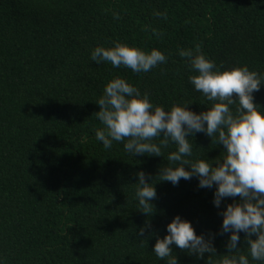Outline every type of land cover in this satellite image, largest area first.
Instances as JSON below:
<instances>
[{"label": "trees", "instance_id": "1", "mask_svg": "<svg viewBox=\"0 0 264 264\" xmlns=\"http://www.w3.org/2000/svg\"><path fill=\"white\" fill-rule=\"evenodd\" d=\"M116 42L155 47L166 62L133 73L91 61L95 46ZM197 48L221 70L246 65L264 75V0H0L2 264H166L152 247L174 215L197 234L218 232L214 189L200 188L195 176L175 186L158 180L175 145L162 157L133 156L124 142L105 149L95 138L102 127L95 102L116 76L165 110L183 103L205 110L212 102L189 83L194 73L179 55ZM253 97L264 108V86ZM193 143L189 159L223 154L203 133ZM140 170L157 180L148 216L135 198ZM146 222L151 228L141 237ZM226 239L216 235L213 259L224 254ZM173 252L179 264H207V254Z\"/></svg>", "mask_w": 264, "mask_h": 264}, {"label": "clouds", "instance_id": "2", "mask_svg": "<svg viewBox=\"0 0 264 264\" xmlns=\"http://www.w3.org/2000/svg\"><path fill=\"white\" fill-rule=\"evenodd\" d=\"M156 15L166 18L165 13ZM113 17L119 19L115 12ZM179 55L187 58L194 73L189 75V83L212 102L205 110L192 111L187 107L190 103L173 104L165 110L154 105L147 93L116 76L106 83L103 95L95 102L99 106L96 118L102 125L95 130V138L105 149L113 142H124V151L133 156L162 157L163 149L175 145L167 154V165L156 174L158 180L175 186L181 179L195 176L200 188L214 189L212 204L222 217L218 232L197 234L189 220L174 215L163 237L157 235L153 244L157 259L179 264L175 246L197 259L207 254V264H264V108L254 103L253 97L264 86V75L246 65L221 70L199 48L195 52L181 49ZM90 58L95 63L108 62L113 68H129L133 73H147L166 62L164 53L155 47L142 49L119 42L109 47L95 46ZM197 133L222 145L223 154L215 160L189 159ZM135 176L138 209L148 216L154 209L157 180L146 179L142 170ZM227 198L232 202L221 209ZM146 227L151 228L147 222L140 227L141 237ZM239 233L244 234V247ZM225 234L226 250L213 259L217 257L216 235Z\"/></svg>", "mask_w": 264, "mask_h": 264}]
</instances>
